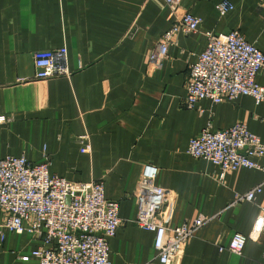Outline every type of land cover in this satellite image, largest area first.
Listing matches in <instances>:
<instances>
[{"label":"crops","instance_id":"crops-1","mask_svg":"<svg viewBox=\"0 0 264 264\" xmlns=\"http://www.w3.org/2000/svg\"><path fill=\"white\" fill-rule=\"evenodd\" d=\"M222 1L233 5L225 15ZM184 10L202 19L199 30L179 33L154 68L151 52ZM232 30L264 52V0H183L177 13L165 0H0V115L10 119L0 125V159L25 156L48 161L51 174L68 180L103 181L123 219L109 240L112 264H162L155 233L134 222V192L149 163L160 169L157 183L175 194L171 227L211 218L175 264H264V232L241 255L228 250L264 208V170L240 166L222 176L218 165L188 153L203 129L236 123L264 143V102L252 96L182 103L206 33ZM63 46L72 75L37 79L34 53ZM256 80L264 87V73ZM254 160L264 164V156ZM260 184L253 201L235 202ZM4 221L0 209V264H39L42 239Z\"/></svg>","mask_w":264,"mask_h":264},{"label":"built area","instance_id":"built-area-1","mask_svg":"<svg viewBox=\"0 0 264 264\" xmlns=\"http://www.w3.org/2000/svg\"><path fill=\"white\" fill-rule=\"evenodd\" d=\"M182 2L165 0L175 13L182 8ZM232 8L229 1L217 5L221 15ZM201 23L199 16L184 10L151 52L150 65L158 67L168 56L175 37L181 32L198 31ZM206 34L205 50L189 67L183 105L193 108L204 98L221 103L241 95L252 96L257 103L264 102V87L256 80L259 73H264V52L237 30ZM34 59L37 79L70 77L73 73L65 46L36 51ZM9 120L0 115V125ZM188 153L218 165L222 176L240 166L264 170V164L254 160L256 156H264V143L243 123L223 129H203L190 140ZM159 171L151 163L143 168L134 192L138 206L134 222L155 233L159 261L175 264L196 232L211 218L200 217L171 227L175 194L157 183ZM261 191L262 184L257 185L239 195L235 202L253 201ZM0 209L5 214L4 227L42 239L43 244L34 252L39 264H112L109 240L123 219L119 214L120 203L106 198L103 181L68 180L51 174L48 161L33 163L25 156L8 155L0 159ZM263 232L264 208L251 233H236L228 250L241 255L247 240L258 241Z\"/></svg>","mask_w":264,"mask_h":264}]
</instances>
